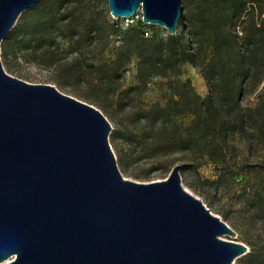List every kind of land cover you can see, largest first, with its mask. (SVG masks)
Wrapping results in <instances>:
<instances>
[{
  "label": "water",
  "instance_id": "obj_1",
  "mask_svg": "<svg viewBox=\"0 0 264 264\" xmlns=\"http://www.w3.org/2000/svg\"><path fill=\"white\" fill-rule=\"evenodd\" d=\"M115 20L178 33L182 0H107ZM42 0H0V264H235L250 250L182 186V165L126 180L92 105L9 75L1 45Z\"/></svg>",
  "mask_w": 264,
  "mask_h": 264
},
{
  "label": "trees",
  "instance_id": "obj_2",
  "mask_svg": "<svg viewBox=\"0 0 264 264\" xmlns=\"http://www.w3.org/2000/svg\"><path fill=\"white\" fill-rule=\"evenodd\" d=\"M184 1L186 7L179 23L182 31L177 35L146 39L147 25L140 22L129 27L114 60L93 66L90 73L82 64L73 65L69 76L77 84L85 82L96 90L105 88L114 96L120 88V74L133 59L138 60V84L127 91L129 94H142L155 77H181L186 65L200 68L209 89L205 98L197 94L189 80L172 82L167 105L156 103L141 109L137 122H142L150 158L180 152L191 155L194 162L208 159L215 166L225 165L236 136L264 139V98L254 109L242 106L244 99L255 95L264 82V0ZM82 2L43 0L19 18L2 43V55L41 50L52 60L50 64H55L58 58L52 48L56 33L65 24L70 28L69 37L77 35V28H71L74 23L81 24L92 39L109 30V36L118 34L120 29L115 23L101 25L93 15L81 17L73 14L76 8H68ZM82 97L99 104L95 96ZM184 121L189 124L185 126ZM115 132L119 137V131ZM122 133L131 143L141 142L134 130L126 127ZM256 197L264 199V191L258 190ZM250 247L237 264H264V244Z\"/></svg>",
  "mask_w": 264,
  "mask_h": 264
},
{
  "label": "rangeland",
  "instance_id": "obj_3",
  "mask_svg": "<svg viewBox=\"0 0 264 264\" xmlns=\"http://www.w3.org/2000/svg\"><path fill=\"white\" fill-rule=\"evenodd\" d=\"M82 1L79 5L68 7L71 10L76 8L73 14L87 18L93 15L101 25L115 23L120 29L118 34L109 36L111 32L109 30L92 39L85 34L81 24L74 23L71 28H77V35L69 37L70 28L65 24L62 30L56 33L52 48L56 51L57 63L50 64L52 60L43 55L41 50L35 54L11 53L7 57L1 52L5 71L29 84L55 86L61 93L99 109L112 125L109 142L116 155L120 172L126 180L142 184L162 182L169 178L176 166L182 165L185 168L186 165H190L189 168L181 170L182 186L237 234L236 238L224 236L223 239L244 244L249 250L250 244L263 245L264 199L256 196L258 190L264 191V139L247 140L236 136L231 142L233 150L229 161L220 166H215L208 159L194 162L191 155L180 152L155 158L148 157L146 134L142 132V122H137L140 110L149 109L156 103L166 106L170 99L172 82L189 80L202 98L209 94L208 85L200 68L186 65L181 77L177 79L155 77L142 94L136 92L129 94L127 91L138 84L137 59H133L120 74L118 84L120 88L114 96L108 94L105 88L96 90L87 86L85 82L77 84L75 79L69 76L71 67L82 64L90 73L93 66L100 67L111 62L115 59L121 41L129 29L123 25L121 19L115 20L111 16L107 0ZM184 7L186 3L182 0V8ZM181 31L182 28L179 26L178 33ZM145 32L146 39H166L168 36L167 30L157 25H147ZM186 38L190 42L187 35ZM95 76L94 74L93 77ZM82 95L95 96L99 104L84 99ZM261 98H264V82L255 95L244 99L242 106L245 109H254ZM183 123L186 126L189 121ZM126 127L136 131L141 142H129L127 136L122 133ZM115 130L119 131V137L115 135ZM256 134L258 135V132ZM245 164L247 165L244 166ZM15 259L16 256H13L2 264Z\"/></svg>",
  "mask_w": 264,
  "mask_h": 264
},
{
  "label": "built area",
  "instance_id": "obj_4",
  "mask_svg": "<svg viewBox=\"0 0 264 264\" xmlns=\"http://www.w3.org/2000/svg\"><path fill=\"white\" fill-rule=\"evenodd\" d=\"M123 25L125 27H132L137 25L138 23H143V14L142 11H139L135 16L129 18H122L121 19ZM144 24V23H143ZM146 25V24H145Z\"/></svg>",
  "mask_w": 264,
  "mask_h": 264
}]
</instances>
